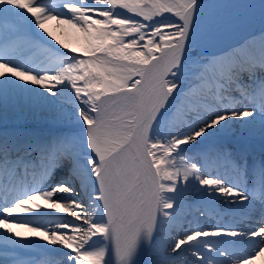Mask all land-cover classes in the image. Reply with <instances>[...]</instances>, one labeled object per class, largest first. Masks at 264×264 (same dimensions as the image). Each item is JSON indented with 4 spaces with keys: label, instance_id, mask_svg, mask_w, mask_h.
Segmentation results:
<instances>
[{
    "label": "snow or ice",
    "instance_id": "6c2138e0",
    "mask_svg": "<svg viewBox=\"0 0 264 264\" xmlns=\"http://www.w3.org/2000/svg\"><path fill=\"white\" fill-rule=\"evenodd\" d=\"M257 14L258 46L223 43ZM52 19L79 34V49L60 51L45 27ZM17 37L29 51L43 47L54 66L22 62ZM0 69V114L28 109L57 124L79 123L47 135H0V174L11 184L32 173L36 185L0 190L8 197L0 199V264H141V252L151 254L142 264H229L234 256L235 264H251L252 253L239 260L244 237L258 238L255 254L264 252V226L193 231L189 223L176 238L168 231L183 228L189 192L206 206L222 198L244 217L258 211L264 224V154L256 160L243 141L226 143L232 127L264 131V0H0ZM210 130L223 133L198 157L183 154ZM176 158L183 172L173 171ZM200 160L232 175H206ZM56 209L72 219L43 220ZM24 214L39 227L27 221L17 224L27 234L14 232ZM49 245L60 246L59 258H20L30 247L54 251Z\"/></svg>",
    "mask_w": 264,
    "mask_h": 264
},
{
    "label": "bare ground",
    "instance_id": "6f19581e",
    "mask_svg": "<svg viewBox=\"0 0 264 264\" xmlns=\"http://www.w3.org/2000/svg\"><path fill=\"white\" fill-rule=\"evenodd\" d=\"M45 27L48 29L49 32L53 34V36L56 37V40L61 41L62 44L58 45L57 47L60 49V51H65L63 49V44H68L69 50L72 48H76L81 41V38L79 34H77L74 30L70 29L67 25H63L59 22L58 19H52L49 20L45 23ZM38 32V30H37ZM38 35L42 36V34ZM24 37H17L15 38V43L17 44V51H22L24 52V56L21 58L22 62H27L24 61L27 60V58L33 59L29 67L35 68V67H40L43 66V68H48L51 69L54 66V63L56 61L55 57H51L48 54H45L43 47L42 48H36L32 50H28L26 47H23L24 44ZM50 39V38H49ZM46 47V46H45ZM78 49V48H77ZM42 50V51H41ZM34 52H39V53H34ZM42 52V53H41ZM38 55V56H37ZM26 56V57H25ZM25 57V58H24ZM4 70V69H0ZM72 93V90L70 87L68 89L64 90V95L67 97ZM24 118V122L27 124H30L32 126H40L41 124H54L57 127H79V123L75 120H65L63 123L57 124L54 121H52L49 117L45 115H41L40 113H35L33 114L30 112L28 109H24L21 111L20 109H16L15 111L12 110H7L0 114V126H8V124L12 123V125L16 124H21V119ZM257 121H259L260 117H256ZM229 125H231L233 122L229 121ZM223 133V130L217 131V130H210L208 133H206L205 136L199 138L192 146H182V148L187 151L186 155L187 156H192V157H198L199 153H194L189 154L190 150H195L200 148L201 144L206 143L208 140H216L219 138ZM228 136L230 139H234L233 141H237L236 139H243L246 138L251 141V139H256V140H264V131H261V129L257 126L255 132L251 134H244L243 133V128L241 127L240 132H237L236 127H232L228 133ZM254 136V138H252ZM251 138V139H250ZM227 143V142H226ZM197 159H193L195 161ZM201 163L204 165H201L203 168V172L206 171L208 175H214V173L219 169L214 163H206L205 161L201 160ZM173 163L175 164V168H173V171H175L177 168L183 172L185 169L186 165L184 162H181L178 158H176ZM207 167L208 169H205ZM221 167V166H220ZM64 195V194H61ZM214 203L211 206H206L200 200L194 196L191 192L186 193V206L183 209L184 215L186 216V219L183 220L181 223L183 224L182 229H169L168 231L171 233L173 238L175 237V231H183V230H188L189 229V223L191 224V229L190 230H199V228H211L216 225V222L213 221L212 219L215 218V216L218 215V213H224V215H231L233 218L236 219V217H242L241 220H236V223L238 224H247L249 228L245 229L243 228L242 230H256L259 226L256 223L248 222V216L244 217L241 216V214L237 211H233L232 207L228 206L225 204L224 200L219 197H213ZM34 203H38L41 205L43 208L45 205V201L42 198H38ZM203 204V205H202ZM187 205H190L188 207ZM201 206V207H200ZM243 205H235V209H243ZM35 211V210H34ZM48 210H41V212H45ZM54 212V215H44L43 220L46 221L48 219H58V220H65V219H72L70 213L69 214H64L62 213L59 209L52 210ZM199 211H207V215L201 216ZM247 219V221H246ZM37 218L30 215V214H24L20 215L17 217L16 222L13 224V229L15 231H20L24 233H28V228H23V227H18L17 224H22L27 221H33L32 224L29 225V227H39V223L36 222ZM77 223H80L79 221ZM199 226V228H198ZM69 234H72L71 232ZM157 240L160 239V235H157L156 237ZM244 239V238H243ZM43 243V241H41ZM258 238H254L253 240H248L247 242H244L242 244H239L236 246L238 252H239V259L243 257L245 253L250 252L249 250L251 249H256L254 252H252V255H255V252L259 250L258 248ZM50 249H55L54 251H49L45 252L42 249H37V248H28L23 250V254L20 256L21 259L23 260H37V261H42L44 259H47L49 257H57L58 254H61V249L60 246L56 245H49ZM243 250V251H240ZM63 251H68L67 249H63ZM151 255L150 253L146 252H141L139 256L137 257L138 261L142 262L148 258V256ZM246 255V254H245ZM237 260V257L234 256V261ZM232 262V261H231ZM230 262V263H231ZM251 264H264V252L260 253L259 258L254 262H251Z\"/></svg>",
    "mask_w": 264,
    "mask_h": 264
},
{
    "label": "rangeland",
    "instance_id": "374dc122",
    "mask_svg": "<svg viewBox=\"0 0 264 264\" xmlns=\"http://www.w3.org/2000/svg\"><path fill=\"white\" fill-rule=\"evenodd\" d=\"M48 2H50L51 0H47ZM57 1V4L61 3L62 0H55ZM249 2H252V3H255V4H259V0H249ZM59 10V9H58ZM118 11H123V10H120L118 9ZM164 17L167 18V19H174L170 14L168 13H165L164 14ZM157 20H160L161 17H156ZM261 33V26H260V23H259V16L257 14L255 20L247 25V26H244V27H241V28H238L234 31H232L226 38L225 40L223 41L224 44H233L234 42H237V41H243L244 39H246L247 36L249 35H257ZM158 39V38H157ZM236 39H239V40H236ZM77 47L76 48H80L81 46V41L79 43H77ZM82 55V53H81Z\"/></svg>",
    "mask_w": 264,
    "mask_h": 264
}]
</instances>
